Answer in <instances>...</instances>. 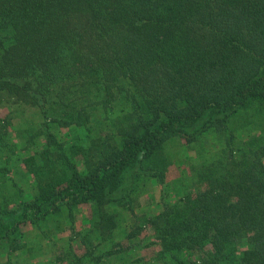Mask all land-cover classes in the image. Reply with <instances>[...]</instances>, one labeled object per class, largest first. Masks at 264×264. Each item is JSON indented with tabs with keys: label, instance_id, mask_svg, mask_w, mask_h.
Instances as JSON below:
<instances>
[{
	"label": "trees",
	"instance_id": "16d2710c",
	"mask_svg": "<svg viewBox=\"0 0 264 264\" xmlns=\"http://www.w3.org/2000/svg\"><path fill=\"white\" fill-rule=\"evenodd\" d=\"M10 105L0 264H264V0H0Z\"/></svg>",
	"mask_w": 264,
	"mask_h": 264
},
{
	"label": "rangeland",
	"instance_id": "374dc122",
	"mask_svg": "<svg viewBox=\"0 0 264 264\" xmlns=\"http://www.w3.org/2000/svg\"><path fill=\"white\" fill-rule=\"evenodd\" d=\"M12 107V105H10V107H3L0 108V115L1 116H5L7 115V113L9 112L10 108ZM9 108V109H8ZM14 115V114H13ZM25 116V118H30V116L27 114H23V117ZM15 117H17L19 119V111H17L15 113ZM17 119V120H18ZM14 122H16V119L14 120ZM24 126V125H22ZM198 144H194L192 147H188L187 149L183 150V153L179 152L178 154L174 155L175 158H187V156H189V158H194L196 157V146ZM180 147V146H179ZM203 147H205V149H211L214 150L216 148L215 144L211 143V140L208 138L206 142L203 143ZM189 170L188 167V162L185 163H175L173 165H171L170 167H168V170L166 172V180L170 181L174 178H177L179 175L182 174L183 171L187 172ZM160 190H161V186L160 185H155L154 187H152V195L153 198H151V202L150 199L148 198V196L144 195L141 197L140 202L141 205H146V204H155V201H159L160 200ZM86 207L85 206H81L77 215V219H76V226L77 229L82 228L83 229V225L81 223V212L83 210H85ZM25 229L30 230L31 226H25ZM30 233V235H29ZM28 236H30L29 239L33 240L34 239V231H28ZM69 234V232H65L64 235ZM143 235H145V237H143ZM27 236V238H28ZM141 238L140 243L142 244L139 249L136 250H132L130 256L131 258L134 259H138L139 260V264H147V262H149L150 264H153V258L155 256V253L158 250V245H156V243H153V238L151 236V230L150 229H145L143 231V233L140 235ZM148 246H147V245ZM147 246V247H146ZM76 248V252L77 253H81V251H83L82 248H80L79 246H75ZM236 255V254H234ZM237 256V255H236ZM44 258H48L46 256H44ZM2 259V258H1Z\"/></svg>",
	"mask_w": 264,
	"mask_h": 264
},
{
	"label": "crops",
	"instance_id": "0c3cea01",
	"mask_svg": "<svg viewBox=\"0 0 264 264\" xmlns=\"http://www.w3.org/2000/svg\"><path fill=\"white\" fill-rule=\"evenodd\" d=\"M80 217H81V215H80ZM77 219V218H76ZM76 225V224H75ZM83 227V226H82ZM76 228H77V226H76ZM82 228H79L78 230H81ZM64 235V234H63ZM68 235V234H67ZM66 236V235H65ZM73 244H74V249L76 250V248H75V246L77 245V246H79L80 248H82L83 249V251H81V253H77V254H79V255H81V254H83L84 252H85V248H84V246L82 245V244H80L79 242H78V240H74L73 241Z\"/></svg>",
	"mask_w": 264,
	"mask_h": 264
}]
</instances>
